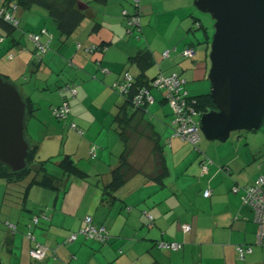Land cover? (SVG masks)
Returning <instances> with one entry per match:
<instances>
[{"label": "crops", "instance_id": "0c3cea01", "mask_svg": "<svg viewBox=\"0 0 264 264\" xmlns=\"http://www.w3.org/2000/svg\"><path fill=\"white\" fill-rule=\"evenodd\" d=\"M77 6L85 14L83 22L69 36L54 34L41 62H36L34 44L24 31L7 37L0 27V45L5 44L1 49L5 47L13 63L16 59L20 63L19 72L5 69V74L35 110L27 121V128L31 126L27 139L37 145L35 160H46L47 172L58 182L57 188L31 185L25 194L36 176L35 162L36 168L23 181L0 180V218L17 226L7 240L11 253L16 254L17 235L21 237L16 264H30L22 260L24 253L30 257L34 245L27 237L28 225L42 213L49 219L32 232L47 248V256L39 263L30 257L35 264H264V246L256 244L253 209L244 204L243 190L233 192L234 187L247 186L264 175V123L225 143L201 139L197 151L175 135L164 91L152 88L155 102L135 114L130 105L122 110L125 96L115 87L126 71L140 75L138 63L131 59L146 51L154 61L147 77L176 73L191 96L202 95L212 86L205 78L211 68L210 20L199 15L194 0H141L138 31L124 14L136 11L134 0H78ZM29 11L41 21L50 20L47 12ZM91 44H105L106 50L86 53ZM188 47L196 50L193 58L182 55ZM165 51H170L169 57H164ZM66 84L76 87L75 96L61 92ZM65 98L70 113L67 119H58L52 109ZM166 137L170 155L165 152ZM155 142L162 147L167 165L162 181L156 178ZM126 144L129 154L124 153ZM94 145L97 155L91 158ZM122 156L127 159L124 166ZM65 158L80 172L66 171ZM86 158L94 160L92 168ZM204 162L208 171L202 175ZM121 167L126 170L118 184ZM12 187H18L16 194L22 191L23 197L11 199ZM207 189L212 190L210 197L204 196ZM13 213L16 217L10 221ZM87 216L106 228L108 241L79 234L67 244ZM183 225H190L191 231L184 232ZM162 241L181 243L182 248L162 249ZM239 245H251L252 252L241 256Z\"/></svg>", "mask_w": 264, "mask_h": 264}, {"label": "water", "instance_id": "95a60500", "mask_svg": "<svg viewBox=\"0 0 264 264\" xmlns=\"http://www.w3.org/2000/svg\"><path fill=\"white\" fill-rule=\"evenodd\" d=\"M194 5L214 21L208 78L216 108L201 114L199 128L208 141L225 143L235 131L258 130L264 120V0ZM26 132V103L0 76V163L14 172L27 166Z\"/></svg>", "mask_w": 264, "mask_h": 264}, {"label": "built area", "instance_id": "2783aa9c", "mask_svg": "<svg viewBox=\"0 0 264 264\" xmlns=\"http://www.w3.org/2000/svg\"><path fill=\"white\" fill-rule=\"evenodd\" d=\"M136 11L133 14H129L127 11L124 12L125 15L129 16V25L135 30H141V10L140 3L141 0H134ZM18 5L15 2L5 3L4 0H0V17L11 24L15 28L20 26V21L17 19ZM30 39L35 46V57L40 61L43 56L49 51L50 44L53 39V34L47 29H42L39 34H30ZM3 39H1V42ZM80 48V44L78 45ZM97 48L91 46L87 49L90 52L95 51ZM106 49V47H105ZM164 57H169L170 51L164 52ZM182 55L187 58H193L196 55V50L193 47H188L183 50ZM13 57V56H10ZM133 76L130 72H125L123 78L118 81L115 85L116 89L122 95L128 94L129 89L132 87ZM185 81L176 73L170 76L160 75L158 78L150 83L151 87L157 88L158 90H166L165 96L168 104L173 110V120L172 125L174 128L175 135L181 137L182 139L189 141L190 143L197 145L201 139V131L199 128L198 117L202 114L198 112L195 107V100L190 98L188 92L184 87ZM61 92H70L72 96H75L77 89L72 84H66L61 88ZM155 102V97L151 93L148 87L141 88L137 94L132 99V104L134 108H142L144 106L151 105ZM70 113L69 100L65 98L61 105L54 107L52 109V114L58 119H66ZM71 128L77 129L76 124H72ZM83 133V131H82ZM97 146L94 145L90 149V155L92 158L96 157ZM208 171V162L202 164V175ZM243 190V202L252 207L255 222L258 225L256 244L264 246V175L258 177V179L251 185L244 187L236 186L233 188V192H239ZM212 194L211 189H207L204 192L205 197H210ZM48 216L45 213L35 216L28 226L29 231L27 232V237L34 243L33 247L30 249V256L35 261H42L47 256V248L39 243L32 232L33 227L39 225L41 220H48ZM84 226L79 230V232L71 235L66 243L69 244L77 239L79 234L84 235L88 239H94L100 243H106L109 239V234L104 226H98L94 223L91 216H87L84 220ZM12 234L17 231V226L6 223ZM183 230L185 232L191 231L190 225H183ZM161 247L170 248L172 250H178L182 248L181 243H162ZM251 245H239L237 247L241 256L246 253L252 252Z\"/></svg>", "mask_w": 264, "mask_h": 264}, {"label": "trees", "instance_id": "16d2710c", "mask_svg": "<svg viewBox=\"0 0 264 264\" xmlns=\"http://www.w3.org/2000/svg\"><path fill=\"white\" fill-rule=\"evenodd\" d=\"M4 2L6 4L7 3L9 4L10 2H15L18 5L19 9L23 11H29L34 6H39V7L44 8L46 12L48 13L49 18L52 19L56 23L60 37L64 35L66 36L71 35L80 26V24L83 22L85 18V14L82 11H80V9L77 6L78 0H4ZM0 27L6 32L7 37H12L16 32V28L12 26L11 24L7 23L6 21H4L1 17H0ZM91 46H95L97 49L93 52L88 51L87 49H89ZM105 47H106L105 44H99V45L91 44L88 47H86L85 50H86V53L94 54L96 52H104L106 50ZM41 60L40 61L37 60L36 62H41ZM131 61L138 63L141 73L138 76H135L132 74L133 76L132 87L129 89L128 94L124 95L126 101L124 105L122 106V110H125L126 107L130 105V107L134 109V113L137 114L138 112H143L145 110H148L150 105L147 104L146 106L142 108L136 109L134 108L132 104L133 97L143 87H148L152 93V88L154 87H151L150 83L155 81L158 78V76H160L161 74L154 76L153 78L147 77L148 75L146 74V71L148 68L151 67L154 61H153L152 56L149 55L146 51H140L139 54L132 57ZM126 72H129V71H126ZM0 76H2L5 81L12 83L6 75H0ZM161 91L166 92V90H161ZM188 95L190 98L195 100L196 102L195 107L200 113L207 112V111H210L216 108V105L214 104L212 96H211V92L208 94H202L198 96H191L189 93ZM164 100L167 102L165 95H164ZM24 101L26 103V124H27L28 119L31 117V115H33L35 110L33 108V103L30 100V98L24 99ZM117 117L119 118V115ZM200 117L201 115L198 117L199 121H200ZM172 119H173V110H172ZM263 123H264V120H263ZM123 136H124V132H122V137ZM27 138L28 136L26 132V139ZM123 139H125V137ZM124 141L127 142V140H124ZM195 146L197 147V145ZM36 150H37V145L30 144L29 155L27 159V166L23 170L14 172L7 165L0 163V180H6L9 183H16V182L23 181L34 171L33 168H36V167H33L34 162H35L37 163V168H38L35 171L36 176L33 178V180L30 182V184L26 188L25 194H27V189L29 188V186L34 185V184L42 185L44 187L57 188L58 182L56 180V177L49 174L46 170V167H45L46 160L45 161L35 160ZM125 152H127V154L130 153L129 151H127V144H126L124 153ZM154 152H155V156H154L155 163L158 167L156 170L157 172L156 178L162 181V179L167 174V165L165 162L163 149L158 142H155ZM126 160H127L126 156H122V160H121L122 166L127 164ZM61 164H63V161L61 162ZM63 165L66 171L76 172V173L80 172V170H78V167L73 163V161L70 158H65ZM123 170H126V168H122V167L119 168V172L117 173V176H119L118 178L119 180L116 179L119 181L118 184L124 181L123 180L124 179ZM41 174H42V177L39 179L38 176ZM35 216H38V215H34L32 217V220ZM165 242L166 241L159 242V247L162 249H166V250H172L170 248H164L160 246V244L165 243ZM166 243H173V242H166Z\"/></svg>", "mask_w": 264, "mask_h": 264}, {"label": "rangeland", "instance_id": "374dc122", "mask_svg": "<svg viewBox=\"0 0 264 264\" xmlns=\"http://www.w3.org/2000/svg\"><path fill=\"white\" fill-rule=\"evenodd\" d=\"M35 10V11H41V12H43V13H45L46 11L44 10V9H42V8H40L39 6H34L33 8H32V10ZM29 12H31V11H23V10H20V11H18V13H17V19L21 22V25L18 27V28H16V34L17 33H22L23 31H24V36H26V37H28V39L32 42V40L30 39V34H39V33H41V31H42V29H47L49 32H51L52 34H53V36H54V34L56 35V36H58V34H57V32H58V30H57V27H55V24H54V22L50 19H46L45 18V20H43V21H41V20H39V18L38 17H34V16H32L31 15V13H29ZM199 15L200 16H204L205 18H207V20L209 19L210 20V23H209V25H210V27H209V29L211 30V34H212V37H213V34H214V29H213V25H214V21L212 20V18H211V16L209 15V14H205V13H202V12H200L199 11ZM206 23V22H205ZM43 26H46V27H43V28H38V27H40L41 25ZM26 28H28L29 30L28 31H25V29ZM36 29H39L37 32H35V30ZM31 30V31H30ZM57 38V37H56ZM1 42V41H0ZM8 43H10V40H8L7 41V44ZM24 43L25 44H27L28 43V41L25 39L24 40ZM2 44V43H1ZM32 44H34L33 42H32ZM3 45H5V44H3ZM3 45H0V58L2 59L1 61H0V75H6L5 73V69H8V71H12V72H14V73H16V72H19L18 70H19V61H18V59H16V61H14V63H13V61L12 60H10L9 59V55L7 56V53L8 52H6V50H5V47L4 48H2L1 49V46H3ZM34 48H35V46H34ZM14 52H15V50H13ZM11 56H13V55H11ZM11 63L12 64V66H11V64H9L10 66H8L7 64L8 63ZM10 69V70H9ZM14 69V70H13ZM18 74V73H17ZM205 78L207 79V81L210 83V80L208 79V75L207 76H205ZM201 81H199V84H202L203 82H201ZM204 84V83H203ZM211 89H212V86H211V88L209 89V90H206L205 92H203V91H201L200 92V94H203V93H206L207 91L209 92H211ZM207 92V93H208ZM199 95V94H198ZM173 130H174V128H173ZM31 131V126L30 127H28V131H27V136H28V133ZM246 132H250V131H245V130H242V131H235V132H233L232 133V137L233 136H238V135H240V134H246ZM37 136H38V134H37ZM162 136H163V133H162ZM201 139L204 141V140H207L206 138H205V136L201 133ZM232 137H230V139L232 138ZM179 138V137H178ZM234 138V137H233ZM180 139V138H179ZM200 139V140H201ZM181 140V139H180ZM170 140L168 139V137H166L165 138V140H164V145H165V152H166V155H168L169 154V152H170V142H169ZM183 141V140H182ZM208 141V140H207ZM184 142V141H183ZM209 142H212V141H209ZM213 142H215V141H213ZM93 144H95V143H93ZM192 144V143H191ZM200 141H199V144H197V147L194 145V144H192L191 146L193 147V148H195L197 151L200 149ZM170 155V154H169ZM89 164H90V168H92L93 166V163H94V160H91L90 158L88 159V158H86L85 159ZM83 161V160H82ZM50 171H53L52 170V168H50ZM17 190H19L18 189V187H16V188H14V187H12V189H11V199H13V198H15V196L16 195H19L20 197H23V193H22V191H20V194H16V192H17ZM1 191V190H0ZM25 193V192H24ZM5 207H7V206H5ZM17 216H18V214H17ZM23 216H25V214L23 215ZM15 214L13 213V215H12V219H10V221H13V219H15ZM26 217V216H25ZM7 222H6V220H3L2 221V218H0V259H1V262H2V264H16V263H18V261H19V257H18V255L20 254V248H21V244H20V235H17V241H16V245H15V253L16 254H14V253H11V250L10 249H12V246H11V243H9V242H7V239H9L13 234L11 233V231H10V229L8 228V226H7V224H6ZM11 224H13L12 222H10ZM15 225V224H14ZM68 239V238H67ZM10 240V239H9ZM49 247V246H48ZM28 254L30 255V253H29V251H28ZM31 257V256H30ZM27 254H25L24 253V255L22 256V260H23V263H24V261H28L30 264H35L32 260H31V258H30ZM35 262H38L39 263V261H35Z\"/></svg>", "mask_w": 264, "mask_h": 264}]
</instances>
